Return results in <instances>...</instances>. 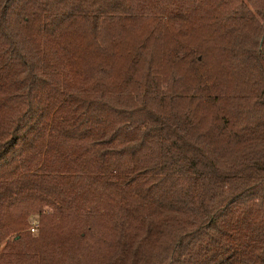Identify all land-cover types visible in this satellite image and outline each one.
Returning a JSON list of instances; mask_svg holds the SVG:
<instances>
[{
	"label": "trees",
	"instance_id": "obj_1",
	"mask_svg": "<svg viewBox=\"0 0 264 264\" xmlns=\"http://www.w3.org/2000/svg\"><path fill=\"white\" fill-rule=\"evenodd\" d=\"M0 264H264V0H0Z\"/></svg>",
	"mask_w": 264,
	"mask_h": 264
},
{
	"label": "built area",
	"instance_id": "obj_2",
	"mask_svg": "<svg viewBox=\"0 0 264 264\" xmlns=\"http://www.w3.org/2000/svg\"><path fill=\"white\" fill-rule=\"evenodd\" d=\"M36 226H37L36 221H35V220H32L30 230H31L33 233L36 232Z\"/></svg>",
	"mask_w": 264,
	"mask_h": 264
},
{
	"label": "rangeland",
	"instance_id": "obj_3",
	"mask_svg": "<svg viewBox=\"0 0 264 264\" xmlns=\"http://www.w3.org/2000/svg\"><path fill=\"white\" fill-rule=\"evenodd\" d=\"M29 220L30 221H32V220H35L36 221V223L38 224V216H36V215H34V214H32L30 217H29ZM31 231V230H30ZM37 233V232H36ZM35 233V234H36Z\"/></svg>",
	"mask_w": 264,
	"mask_h": 264
}]
</instances>
